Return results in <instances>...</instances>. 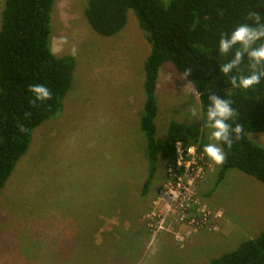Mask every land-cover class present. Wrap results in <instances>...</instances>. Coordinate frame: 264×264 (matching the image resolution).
I'll return each mask as SVG.
<instances>
[{
  "label": "rangeland",
  "instance_id": "1",
  "mask_svg": "<svg viewBox=\"0 0 264 264\" xmlns=\"http://www.w3.org/2000/svg\"><path fill=\"white\" fill-rule=\"evenodd\" d=\"M4 2L0 0V25ZM87 2L53 3L51 49L57 56H72L75 45L78 54L62 110L34 129L27 151L0 191V264H205L256 236L264 229V183L230 169L216 184L219 166L209 158L213 168L197 187L199 198L220 209L223 217H259L261 223L223 248L211 247L214 233L209 230L182 242L173 232L150 230L151 217L165 215L158 194L166 161L159 156L142 194L148 169L139 117L149 44L131 9L117 33L95 32L84 16ZM61 37H67V44L60 45ZM192 87L171 62L162 64L156 137L164 139L168 124L176 121L197 125L206 144L212 142ZM193 107L200 120L191 117ZM248 135L264 147V130ZM97 207L106 216L92 215ZM223 217L213 232L220 230Z\"/></svg>",
  "mask_w": 264,
  "mask_h": 264
},
{
  "label": "trees",
  "instance_id": "2",
  "mask_svg": "<svg viewBox=\"0 0 264 264\" xmlns=\"http://www.w3.org/2000/svg\"><path fill=\"white\" fill-rule=\"evenodd\" d=\"M53 3L4 2L0 25V191L27 151L34 129L59 114L71 86L74 57L57 56L51 49ZM129 9L149 44L143 63L144 101L139 117L148 169L141 193L147 191L155 175L159 156L166 162L174 159L175 141L194 144L201 150L206 145L202 130L183 122L171 121L164 139L156 137L157 78L167 61L193 85L205 120L209 96L216 95L231 101L238 113L235 123L244 127V135L234 140L230 149L221 145L227 155L217 170L216 184L230 169L264 183V147L248 135L264 130V78L252 89L232 88L230 76L220 72V65L235 53H219L221 34L231 33L240 24H253L247 19L250 12L259 13L264 23V0H88L84 16L95 32L109 36L125 26ZM249 64L245 57L232 75H247ZM37 83L49 88L52 99L33 105L34 97L28 89ZM20 126L25 131L21 132ZM205 264H264V229Z\"/></svg>",
  "mask_w": 264,
  "mask_h": 264
},
{
  "label": "clouds",
  "instance_id": "3",
  "mask_svg": "<svg viewBox=\"0 0 264 264\" xmlns=\"http://www.w3.org/2000/svg\"><path fill=\"white\" fill-rule=\"evenodd\" d=\"M253 24H240L231 33H222L219 39V53L228 55L230 52L235 53L234 57L228 62L220 65V72L225 76H230L232 88L242 90L252 89L261 83L264 78V23H261L259 13L250 12L247 17ZM254 25V26H253ZM60 45L67 44V37L59 38ZM69 54L75 57L78 54V48L73 45ZM250 61L249 73L247 75H232L233 70H238L244 58ZM28 91L33 95L31 101L33 105L36 101H47L52 99V92L46 85L33 84ZM209 105L206 112V126L210 129L209 140L203 152L216 165H223L226 161V152L221 145L231 148L234 140L239 141L244 135V127L235 123L238 113L232 107L229 99H221L216 95L209 96ZM191 117L194 120H200L201 116L196 107L191 110ZM232 121L233 123H229ZM234 124V126H233ZM20 131H25L20 126Z\"/></svg>",
  "mask_w": 264,
  "mask_h": 264
},
{
  "label": "built area",
  "instance_id": "4",
  "mask_svg": "<svg viewBox=\"0 0 264 264\" xmlns=\"http://www.w3.org/2000/svg\"><path fill=\"white\" fill-rule=\"evenodd\" d=\"M173 147L174 159L166 162L165 180L158 194L164 202L165 215L160 218L158 214V219L152 216L147 224L154 234L161 230L173 232L175 239L182 242L193 233L217 230L223 212L203 203L197 194V187L213 168L203 150L181 140L175 141Z\"/></svg>",
  "mask_w": 264,
  "mask_h": 264
},
{
  "label": "crops",
  "instance_id": "5",
  "mask_svg": "<svg viewBox=\"0 0 264 264\" xmlns=\"http://www.w3.org/2000/svg\"><path fill=\"white\" fill-rule=\"evenodd\" d=\"M156 90H157V87H156ZM157 106H158V102H157ZM102 208L103 207L94 208L92 215L99 216V217L106 216L107 212H102L103 210ZM87 215H89V212ZM259 223H261V219H259V217H256V219H249V218L238 219L235 217L232 218V216H229L228 213H226L220 223L221 224L220 230L214 231V232L210 231L211 233H214L213 238L211 237V247L213 248L222 247L223 248L224 246L228 244L232 245L238 236H240L243 232L249 231L251 227L258 226ZM252 237L254 236L248 237L246 239H249Z\"/></svg>",
  "mask_w": 264,
  "mask_h": 264
}]
</instances>
